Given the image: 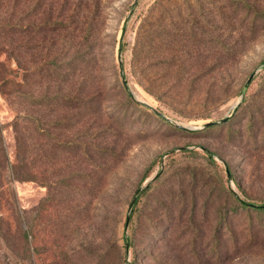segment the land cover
<instances>
[{"label":"rangeland","instance_id":"rangeland-1","mask_svg":"<svg viewBox=\"0 0 264 264\" xmlns=\"http://www.w3.org/2000/svg\"><path fill=\"white\" fill-rule=\"evenodd\" d=\"M155 4L139 67L137 32ZM0 20L14 27L0 36V264H125L123 253L137 264H264V228L228 192L264 201V119L249 129L246 112L234 116L254 73L245 96L263 115L264 0H0ZM161 157L143 187L167 175L128 232Z\"/></svg>","mask_w":264,"mask_h":264},{"label":"trees","instance_id":"trees-1","mask_svg":"<svg viewBox=\"0 0 264 264\" xmlns=\"http://www.w3.org/2000/svg\"><path fill=\"white\" fill-rule=\"evenodd\" d=\"M158 7H159V5H157V4L154 5V7L150 10L149 14L142 20L141 25H140V27L138 29V32H137L136 44H135V47H134V60L136 61V63H138L139 67L142 66L141 65V56H142L143 52H145L148 48H150L153 45L154 38L157 36L156 35L157 28L156 27H157V22L158 21H157V17L155 15V12L157 11ZM14 26L18 30V32L21 31L20 34L22 36V40H24V38L26 36V34L23 33V32H25V26L21 25V23H17ZM60 26L61 25H59L58 21L56 20V21H48L46 25L41 26V27L32 26L31 28L33 29V32H34L35 36H37L39 38H42V35L46 31H47L46 33H51V34L55 33ZM10 28H14L13 26H10V21L6 22V20H0V36H1V38H4L6 29H10ZM169 29L170 28L168 26H166V28L164 27V29H161L162 30L161 31L162 34L158 35V37H160L161 40H163L166 44L169 41L170 34H169V32H167V30L169 31ZM0 47L3 50H7L6 48L8 47V45L3 43V42H0ZM7 60H10V62L15 60V57L13 56L12 51H9ZM0 65L2 66L3 69L7 68L6 64H4L2 62L0 63ZM50 68L53 70L54 66H52ZM42 71H43V69H42ZM141 74L145 75L144 73H141ZM258 79L259 78L256 77L255 81H257ZM3 81L5 83V82L9 81V79L5 78V79H3ZM259 86H260V89H262L264 87V83L260 82ZM124 91H127V89L125 88ZM126 93H127L128 100H129V102L131 104H133V105H135L137 107L144 106L141 103L135 102V100L133 99L132 95L128 91ZM251 99L252 98H250L248 95L244 96L242 102L236 108V111H235V114H234V116H235V115H238L239 113L246 112L248 114V116L250 117V120L248 121V128L249 129L253 126V123L256 120L255 118L259 117L260 119H264V111H263V115H262V111H259L258 113L255 114L254 111L252 110L253 106H251L252 102L250 103ZM262 102H264V100ZM144 107H146V106H144ZM152 115L155 116L160 122H163V123L166 122V120L161 115V113H158L157 111H154L152 113ZM231 121H232L231 118H229V117L225 118V121L219 124L220 126H218V125L209 126V127L205 128L204 131L215 130V129H218V128L225 127L226 125L231 123ZM249 133H251V131ZM208 154L209 155H207L205 157L206 160L211 165L214 166V169H217L218 168V164L215 161L216 155L212 154L211 152H208ZM168 158L170 159V162H168V164H173L172 166L174 167L175 166V161H174L173 156L169 155ZM162 159H163V157H161L159 159H155L150 164V166L147 168L142 180L139 183L136 195L139 193V191L141 189H142V191L138 194L136 203L133 206L132 212L130 213V222H129V225H128L129 226L128 232H130L131 229L133 230L134 227L137 225V222H138V219H139V215H140V213L142 211V204L144 202H146V200L148 199L149 195L153 191V189L155 187V183L157 181L163 180L164 176L167 175V173H166L167 170H164V168H161L158 171L157 175L145 187H143L144 184L148 180H150V178L152 177L155 168L159 164L160 165L163 164ZM227 172H230V175L232 177V182L235 185V187L238 189V191L240 193H242V194H245V191L242 189L240 183L237 182L234 179V177L232 176L231 171L228 169ZM219 177H220V179H219L220 182H223L222 184H224V182L226 180H224V177L222 176V174H220ZM228 192H230L231 196L233 197V199L235 201V205L236 206L234 207V211H236V208H239L240 211L243 212V214L245 216H249V221H250L249 224L254 222L253 216L255 215L257 217L256 226L264 228V201H254L250 197H246V196L244 197V199H241V197H239L235 193V191H233L230 188L228 189ZM131 204H132V202L130 203V207H131ZM125 226H126V221H125V224H124V229H125ZM250 226H251V228H253L254 225L252 224ZM250 226H249V228H250ZM234 237L235 236H233V239H234ZM128 238H129V241H130V245H129V249H127L126 239H125V242H124V245H123V250H125V251H126V249L129 251L130 248L133 246V237L128 234ZM215 241L219 244V242H218L219 240L218 239H215ZM218 244L215 246L216 250H217ZM123 261H124L125 264H137L136 260L130 261V263H129L127 261V259H126V254H124V253H123Z\"/></svg>","mask_w":264,"mask_h":264},{"label":"water","instance_id":"water-1","mask_svg":"<svg viewBox=\"0 0 264 264\" xmlns=\"http://www.w3.org/2000/svg\"><path fill=\"white\" fill-rule=\"evenodd\" d=\"M262 69H264V66H263ZM255 75H256V73H254V74L249 78V80H248V82H247V84H246L244 90L242 91V94H241V95H242L243 98H244V96H245V94H246V91L248 90V88H249L250 85L252 84ZM224 121H225V119L222 120V121H220V122H218V123H222V122H224ZM218 123H215V122H213V123H208L207 125H205V127L214 126V125H216V124H218ZM227 173H228V177L231 179L230 172H227ZM141 191H142V189L139 191V193H140ZM139 193H138V194H139ZM138 194L134 197V199H133V201H132V204H131V207H130V213L132 212L133 206H134L135 203H136V200H137ZM129 222H130V214H129L128 218H127V227H128V225H129ZM126 245H127V249H129L130 241H129V238H128V237L126 238Z\"/></svg>","mask_w":264,"mask_h":264}]
</instances>
